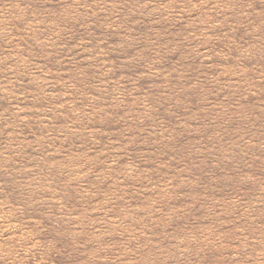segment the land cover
<instances>
[{
  "label": "rangeland",
  "instance_id": "obj_1",
  "mask_svg": "<svg viewBox=\"0 0 264 264\" xmlns=\"http://www.w3.org/2000/svg\"><path fill=\"white\" fill-rule=\"evenodd\" d=\"M0 264H264V0H0Z\"/></svg>",
  "mask_w": 264,
  "mask_h": 264
}]
</instances>
